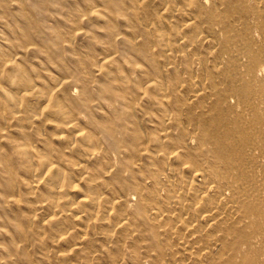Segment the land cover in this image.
I'll return each instance as SVG.
<instances>
[{
    "label": "clouds",
    "instance_id": "clouds-1",
    "mask_svg": "<svg viewBox=\"0 0 264 264\" xmlns=\"http://www.w3.org/2000/svg\"><path fill=\"white\" fill-rule=\"evenodd\" d=\"M192 3L211 6L214 0ZM147 4L148 0H0V154L10 148L32 165V178L25 180L27 192L0 193V209L24 203L33 208L34 219L35 209L48 207L49 227L62 217L70 223L53 240L70 241L72 251L95 238L80 235L81 231L108 233L96 255L123 242L116 226H100L109 222V210L118 202L117 189L123 190L140 175L139 157L149 156L161 180L170 175L190 180L209 171L210 146L191 134L183 139L169 135L183 127L180 112L166 104L174 93L155 71L132 55L121 54L122 40L135 44L121 27L131 31ZM234 7L243 37L238 70L252 108L248 111L239 98H233V107L249 123L246 157L254 162L250 179L260 209L264 207V0H234ZM144 124L153 127L141 132ZM235 171L239 174L238 162ZM31 198L35 204L29 203ZM135 200L133 192H127L124 203L133 214ZM89 204L95 209L91 213ZM262 216L258 211L249 218L252 222L245 229L249 235L239 246L235 264H264ZM76 221L89 227L78 230ZM16 231L23 230L13 222L0 227V237L12 240L11 245L0 243V264H17L23 256L25 242L16 240Z\"/></svg>",
    "mask_w": 264,
    "mask_h": 264
},
{
    "label": "bare ground",
    "instance_id": "bare-ground-1",
    "mask_svg": "<svg viewBox=\"0 0 264 264\" xmlns=\"http://www.w3.org/2000/svg\"><path fill=\"white\" fill-rule=\"evenodd\" d=\"M161 4L165 7L163 9V14L167 15L165 17L161 16L163 14L155 8V6L158 7ZM195 5L197 6L196 10L190 13L188 12L190 4L186 2L179 4L175 0H148V4L145 5L142 14L130 25L132 30L126 31L123 27L120 29L128 38V41L135 42L134 46H131L124 41L122 46H120L121 54L132 55L137 62L144 64L145 68L150 71H155L167 89L174 93L173 99L166 100V104L176 108L180 112L183 127L178 133L173 131L169 135L183 139L185 136L193 133V137L198 136L202 143L210 146L209 151L211 152V156L208 158L209 171L207 175L199 173L192 176L190 180L186 177L178 176L179 179H182L180 182L173 180V178L177 179L178 177L176 178L175 175H170L164 177V183V179L161 180L157 173L151 174L150 177L153 185L152 189L148 191V195L144 194L145 190L135 185V183H128L127 187L123 190L119 188L121 192H133L137 200L135 215L138 217L147 216L148 222L152 223V228L149 229V234L152 239L150 247L155 252V256L151 260V264H235L234 258L236 257L239 244H241L244 235L230 226L224 228L204 227L203 229L201 227H194V232L196 231L201 237L200 240L206 242V247L205 245L200 246L202 247L200 248L201 251H205L204 254H201L200 251L195 252L193 256H198V258L194 256L195 259H192V256L188 257L185 254L188 251H186V246L181 244L184 249L182 251L184 257L181 256L182 258H178V252L174 250L175 246L173 245L174 242L171 236V232L176 231L177 227L172 226L174 219L163 218L162 214L165 211L162 209V204L172 211V208H179L182 212L193 210V217L194 215L195 217L198 216V213L204 211L202 210L203 207L193 208L192 205L195 202L202 203L205 207L212 206L213 209L216 208L215 204L217 203L214 198L216 194L219 198H223L226 195L220 189V186H214L213 182L216 179H227L231 181L229 180L231 179L229 171L237 166V162L242 184L237 187L238 189H235L234 195L241 193L242 196L248 198L251 193L255 197L253 192L254 187H250L251 185H249L250 182L248 179H244L243 181L246 175L242 171V169H245L252 163L246 157V151L249 147L248 138L250 136L248 133L249 123L245 118L239 116V108L234 109L233 107V98H239L240 102L244 104L248 111H251L252 108V103L245 86L241 83L238 70L243 37L234 22L225 20V16L216 15L218 10H220V6L226 8L225 15H231L232 12L236 13L237 9L233 7L234 4L224 5L222 2L215 4L210 10L207 6ZM128 6L131 7L130 4ZM152 7L153 10H150ZM181 18H183L182 22L180 20ZM185 18L186 20H184ZM170 21H174L175 24L170 25ZM180 23L182 24L180 25ZM120 25L123 26L124 21H121ZM202 26L206 28L208 34L204 38L199 32V28ZM218 33L224 34L226 37L219 51L224 60L217 61L220 60L218 57L211 67H205L204 59L200 58V50L205 43L211 44L212 42L214 45L215 43L217 45L219 43ZM138 36L144 39L141 44H137L136 38ZM230 42H236L239 45L235 48H230ZM195 63L197 64V68L200 66L204 70V76L200 79H197L194 74ZM225 63H228L227 66ZM205 82L208 83L209 87H207L209 90L207 93L204 88ZM185 85H188L189 88L185 89ZM191 90L193 91V96L189 99L190 102L184 101L186 93L188 92L190 94ZM211 94L216 97V103L209 106V109H211V112L216 113V115L209 116L207 119L202 118V114L197 115L195 113V106L192 104L196 102L195 105L199 107L203 106L202 108H204L205 100ZM187 126H192L193 129L190 130ZM141 132H143L142 129ZM57 143L60 142L57 141ZM38 147L43 148L42 145ZM153 147L158 148L159 146L154 145ZM190 147L195 148L196 146L191 145ZM128 159L129 157L126 153L125 160ZM148 164L151 166L150 161ZM31 167L32 165L28 159H25L22 155H13L10 148L6 153L0 154V193L5 196H18L22 192L26 193L27 187L25 186V182L24 184L21 183L24 185L23 189L19 178H24L25 176L31 177L29 171ZM151 170L153 171L155 169L151 167ZM185 171L188 172L189 170L185 169ZM40 189L41 192L47 195V189L43 185L40 186ZM185 192L187 193L186 195ZM173 194L175 198H173ZM189 201L193 202L191 206L187 204ZM0 203H3V201H0ZM29 203L35 204L36 199L31 198ZM87 207L90 213L95 210L91 204L87 205ZM12 209L10 208L15 213ZM0 210L5 211L4 209ZM37 211L38 209H35V212ZM32 213L34 214V210L30 207L28 215ZM3 215L8 225L9 222H13L18 227H25V224H29L30 227L36 226L35 221L30 219L26 220L25 216L22 217L15 214V216L11 217L7 213ZM49 217L46 216L44 220H48ZM84 219L86 221L87 217ZM175 219L177 220L176 217ZM45 221L43 222L44 224L42 223L43 225L41 224V227L48 228L49 226ZM182 221L184 222V219ZM80 223L82 229L89 227L87 223H82L81 221ZM70 226V223H66L65 218L62 217L60 220L53 221L51 227L45 233L49 239L53 240L57 232H63ZM127 226H124V231L129 230ZM210 228L214 229L213 233L210 232ZM160 229H166V233H160ZM216 232L223 233L222 238L220 237L221 239H214L216 236L214 233ZM37 233L35 231L36 235H38ZM231 236L234 237V240L230 242L227 239ZM20 238L26 241L27 235L23 234ZM180 239L182 238H178V240ZM219 240H221L220 247L217 244V242H220ZM10 241L12 243V240ZM65 242L69 243L70 241L65 240ZM225 249L229 251L227 255Z\"/></svg>",
    "mask_w": 264,
    "mask_h": 264
},
{
    "label": "rangeland",
    "instance_id": "rangeland-1",
    "mask_svg": "<svg viewBox=\"0 0 264 264\" xmlns=\"http://www.w3.org/2000/svg\"><path fill=\"white\" fill-rule=\"evenodd\" d=\"M176 3H183L186 2L190 4V7L188 9V12L192 13L193 11L196 10V5L192 3L191 0H175ZM222 2L224 5L225 4H234V0H214L213 5L207 6V8L210 10L215 4H220ZM173 5V4H172ZM187 7V6H186ZM234 7V6H233ZM157 8L158 12H161L163 14L164 12V5L161 4L160 6H155ZM224 6H220V10L216 13L217 16H225V20H231L234 22L237 28L239 26L236 24L237 20V12H232L231 15H225ZM150 10H153V7L150 8ZM170 13V12H167ZM159 14V13H157ZM161 16H167L166 14H163ZM181 22L183 18L180 19ZM186 20V18L184 19ZM170 25H174V21H170ZM182 23H180L181 25ZM199 32L202 34L203 38L208 36L206 32V28L203 26L199 28ZM219 38H218V44L215 45L211 42L205 43L203 47L200 50V58L204 59L205 67H211L216 58L220 59L217 61H221V59L224 60L222 57V54L219 52L222 48V45L224 43V40H226L224 34L218 33ZM139 38V39H138ZM138 39V40H137ZM143 38L141 36H138L136 38L137 44H141L143 42ZM212 40V39H211ZM216 41V40H215ZM173 42V39H172ZM124 41L122 40L120 42V46ZM239 43L237 44L236 42H230L229 47L230 48H235L238 46ZM213 48H212V47ZM213 51V53H212ZM208 55V56H207ZM227 58V56H225ZM226 66L228 63H225ZM194 74L196 75L197 79H200L204 75V70H202V67L198 66L197 64H194ZM194 81V80H193ZM208 83L205 82V90L206 93L209 92L208 90ZM188 85H185V89H188ZM193 91L191 90V93L188 94V92L185 95L184 101H189V99L193 96ZM211 93V92H210ZM208 99L205 100L204 108L199 107L198 105L192 104L195 106V113L202 114V118H206L209 116H214L216 113L213 111L211 112L209 109V106L212 104L216 103V97L211 94V96L207 97ZM158 123V121H156ZM153 126L151 124H144L142 127L143 131L150 130ZM188 129H193L192 126H187ZM193 132V131H192ZM193 133H191L192 135ZM141 163L136 166V171L140 173V175L136 176L133 180L129 181V183H135V185L139 186L140 188L144 189L145 192L144 194L148 195V191L152 189L153 181L151 179V174L156 173L155 170H151V166H149V161L152 163L150 160L149 156L145 154L144 156L139 157ZM252 167H254V162H252L250 165H248L245 169H242L244 175H246L244 179L249 180V185L250 187H254V183L251 181V176H252ZM154 169V168H153ZM247 172H246V171ZM22 172V170H20ZM229 174L231 175L228 181L227 179H221V180H214V186L218 187L220 186V189H222L225 193V197L219 198L218 195L214 197L216 199V203L214 208L211 207H205L202 203L199 202H187L188 205L191 206L193 203V208H199L203 207L201 213H198V216L194 217L192 216V211L190 210L188 212H182L179 210V208H172L168 209L165 205L162 204V209L165 211L163 215L164 219L167 218H172L173 220V227H177L176 231L171 232L172 236V241L173 245L175 246L174 250L178 252L177 257L180 258L183 256V247L181 244H184L186 246V253L188 257L192 256V259H195V257L198 258V256H193L195 252H201V254H204L205 251H201L200 247L201 245H205V241L200 240L199 234L194 232V227H201L203 229L204 227H231L233 229H236L237 231H240L242 235H244V238L242 239L241 243H243L247 238L249 233L245 231V229L248 226V223L252 222L249 220L250 217L257 215L258 211L262 214H264V207L258 209L256 205V199L255 197L252 196L250 193L248 198H245L242 196L241 193H238V195H234L235 189H238L237 187L241 186V178H240V173L237 174V172L234 169H231L229 171ZM242 175V174H241ZM173 176V175H172ZM178 176H176L177 178ZM239 177V179H238ZM32 177H27L25 176L23 179L19 178L20 184H24L25 180H30ZM232 178L233 181H232ZM174 181L180 182L182 179H174ZM235 180V182H234ZM165 183V179H164ZM233 183V184H232ZM21 186L24 189V185ZM188 185V184H186ZM150 188V189H148ZM227 189V190H226ZM130 192V191H127ZM127 192H121L119 191V188L117 189V200L118 202L113 205V208L109 210L110 215H109V222L103 224L102 227L103 229H111L113 226H116V233L118 236L122 238V243L117 246L111 248L108 252H103L102 255H96L95 253L98 251H102L100 245L105 244L106 239L109 238L107 232H102V233H92V232H80V235H89L90 237L94 236V239L91 240H84L82 241L83 247H78L76 248L75 251L71 250L70 247V242L66 243L65 241H60L59 243L54 242V240L49 239L45 233L46 230L49 229L45 227H41V224L45 221L46 216H51V210L48 207H43V210L41 208H37L38 215L35 216L33 219V213L31 215H28L30 212V207L26 206L24 203L20 205H13L11 208L15 212L13 213L9 208H4L5 211L0 210V221H3L2 224H0V227H6L9 226L5 218L3 217L4 213H7L8 216H15V214H18L20 216H25L26 220L30 219L35 221L36 226L35 227H30L29 224H25V227H19L23 231H16L15 232V237L16 240L19 242L22 239L20 238L21 235H27V240L24 241V248H23V256L18 260L17 264H151V260L155 256V252L151 249L150 243L152 241L151 236L149 234V229L152 228V223L148 222L147 216L145 217H138L132 212L128 211L127 205L124 203L125 199H127ZM164 194V193H163ZM108 196H112L113 193L108 192ZM218 198V199H217ZM235 198V199H234ZM220 199V200H219ZM219 200V201H218ZM225 201V202H224ZM133 203H137V200L133 201ZM224 204V205H223ZM210 210H208V209ZM237 208V209H236ZM212 209V210H211ZM171 211V212H170ZM224 211V214H223ZM228 211V213H227ZM174 212V214H173ZM173 215H172V214ZM185 213V214H184ZM219 213V214H218ZM26 214V215H25ZM218 214L217 218L216 215ZM178 215V216H177ZM234 215V216H233ZM144 216V215H143ZM177 218V220L175 219ZM191 217V218H189ZM215 217V218H214ZM134 218V219H133ZM264 218V216H262ZM184 219V222L182 221ZM189 219V220H188ZM124 220V221H123ZM126 221V222H125ZM178 221V222H177ZM197 222V223H196ZM214 222V223H213ZM77 225L78 230L82 229L81 228V223L80 221L75 222ZM196 223V224H195ZM207 223V224H206ZM44 224V223H43ZM42 224V225H43ZM122 225V226H121ZM128 225L129 227L128 231H124V226ZM177 225V226H175ZM38 226V227H37ZM165 227V226H163ZM184 230H183V229ZM188 228V229H187ZM209 229L211 230L210 232L213 233L214 229ZM43 229V231H41ZM10 230H12L10 228ZM30 230V231H29ZM182 230V231H181ZM35 231L38 232L36 235ZM164 232L166 233V229H160V233ZM179 233V234H178ZM194 234V235H193ZM40 235V236H39ZM180 235V236H179ZM185 235V236H183ZM190 235V236H189ZM216 235L214 239H219L220 237L222 238L223 233L222 232H216L214 233ZM193 236V237H191ZM26 237V236H25ZM42 238V239H41ZM113 240H116L117 237L113 236L110 237ZM177 238V239H176ZM178 238H182L178 240ZM220 238V239H221ZM11 238L8 236H3L0 237V243H4L5 245H11ZM39 240V242H37ZM194 240V241H193ZM228 241H233L234 237L231 236L227 239ZM199 241V243H198ZM220 242L217 244L219 245ZM202 242V243H201ZM8 243V244H7ZM216 244V243H213ZM210 244V245H213ZM191 245V247H189ZM221 245V244H220ZM220 245L218 247H220ZM240 246V244H239ZM189 247V249H188ZM206 247V245H205ZM130 250V251H129ZM181 250V251H179ZM2 251V250H0ZM239 251V247L237 252ZM68 252V255H61V253ZM225 253H229L228 250L225 249ZM184 257V256H183ZM202 257V255H201ZM182 258V257H181ZM226 258V257H224ZM138 259V260H136ZM190 263V262H189Z\"/></svg>",
    "mask_w": 264,
    "mask_h": 264
}]
</instances>
